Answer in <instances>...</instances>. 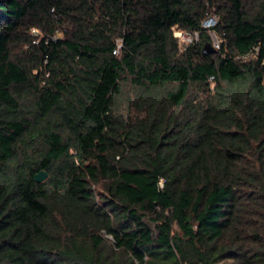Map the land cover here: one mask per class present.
<instances>
[{"label": "trees", "instance_id": "obj_1", "mask_svg": "<svg viewBox=\"0 0 264 264\" xmlns=\"http://www.w3.org/2000/svg\"><path fill=\"white\" fill-rule=\"evenodd\" d=\"M0 264H264V0H0Z\"/></svg>", "mask_w": 264, "mask_h": 264}, {"label": "built area", "instance_id": "obj_2", "mask_svg": "<svg viewBox=\"0 0 264 264\" xmlns=\"http://www.w3.org/2000/svg\"><path fill=\"white\" fill-rule=\"evenodd\" d=\"M216 22V16L214 14H209L207 17H205L201 25L206 28L207 30H213V25ZM171 33L174 37L177 38L179 45H185L189 42H192L193 40L198 39V32L193 31L189 32L184 29L178 28L176 25H172L171 27ZM220 38L219 36L215 33L214 36L211 37V45L213 48H219L220 46ZM119 47V43L116 44V47L112 49V52L115 53ZM163 179L160 177L157 181L158 185L161 186ZM108 236V235H107Z\"/></svg>", "mask_w": 264, "mask_h": 264}, {"label": "water", "instance_id": "obj_3", "mask_svg": "<svg viewBox=\"0 0 264 264\" xmlns=\"http://www.w3.org/2000/svg\"><path fill=\"white\" fill-rule=\"evenodd\" d=\"M203 50H204V52L213 51V47H212L211 43L210 42L205 43ZM46 175H47V173L45 172V170L39 169L33 173L32 179L34 181H40V180L44 179L46 177Z\"/></svg>", "mask_w": 264, "mask_h": 264}, {"label": "rangeland", "instance_id": "obj_4", "mask_svg": "<svg viewBox=\"0 0 264 264\" xmlns=\"http://www.w3.org/2000/svg\"><path fill=\"white\" fill-rule=\"evenodd\" d=\"M31 31L32 32H36V29H31ZM208 33H209V35H210V38L212 37V36H214V34H215V31L214 30H208ZM211 41V40H210ZM211 43V42H210Z\"/></svg>", "mask_w": 264, "mask_h": 264}]
</instances>
